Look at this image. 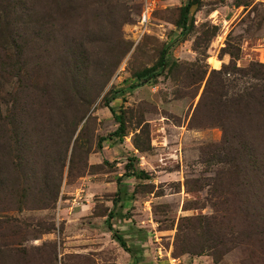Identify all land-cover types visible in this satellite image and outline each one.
Here are the masks:
<instances>
[{
	"label": "rangeland",
	"instance_id": "1",
	"mask_svg": "<svg viewBox=\"0 0 264 264\" xmlns=\"http://www.w3.org/2000/svg\"><path fill=\"white\" fill-rule=\"evenodd\" d=\"M185 1L0 0V264H264V0Z\"/></svg>",
	"mask_w": 264,
	"mask_h": 264
},
{
	"label": "trees",
	"instance_id": "2",
	"mask_svg": "<svg viewBox=\"0 0 264 264\" xmlns=\"http://www.w3.org/2000/svg\"><path fill=\"white\" fill-rule=\"evenodd\" d=\"M41 2L43 0H38ZM198 2V0H186L183 9L186 12L191 5H194ZM182 24L180 27V33L184 34V32L188 29V27H185V22H186V14H182ZM216 31V25H210V30L203 31L206 33L208 36L213 35L214 32ZM168 45L162 47L160 50L158 59L156 61V64L158 66V71L157 73L153 75H149L148 77L145 78L146 82H152L155 80L156 76L161 75L165 72V74L171 70L174 66L177 65L175 61H170L166 54L168 50ZM231 58H237V55H231ZM219 72L215 71L214 69L211 70L210 75L217 74ZM209 75V78H210ZM136 76V75H135ZM208 78V79H209ZM208 83V80H207ZM206 88V87H205ZM214 92V91H213ZM118 97V91H113L111 92L107 98L104 100L105 106L108 107V110L111 114V116L115 119V122L117 123L116 128L110 133V135H114L117 137L122 136L124 133V122L121 118V113L119 110L117 113L116 110L112 109L108 103L109 101L115 99ZM200 101V100H199ZM210 110L214 111L215 114H222L223 111L227 110V108L230 106V104L226 105L225 102H222L217 96L212 98V101L210 103ZM239 117L243 120L244 125L246 124L247 121H251L252 124L254 125V131L252 132V138L257 139L261 136V134L264 132V83L261 84L260 87H257L256 85L251 86L250 90H245L241 102V110L239 111ZM223 123H220L219 125H222ZM223 130V129H222ZM100 140L102 138L100 137L97 141V147H100ZM136 147V146H135ZM1 167V166H0ZM8 172V171H7ZM125 176H134V177H141L144 176V171L141 169L133 168L130 169L127 173H124ZM8 174H3L2 179L0 178V184L4 183L7 180ZM261 198L264 199V191L261 193L260 196H255L256 201H258L259 204L264 205V202H261ZM47 199H41V204L46 205ZM111 211L108 212L107 214V227L109 230H111V226L109 223V219L111 217ZM117 239V242L121 248H123L125 251H128V249L125 247L124 241L121 239L119 236H115ZM135 264V263H131Z\"/></svg>",
	"mask_w": 264,
	"mask_h": 264
},
{
	"label": "built area",
	"instance_id": "3",
	"mask_svg": "<svg viewBox=\"0 0 264 264\" xmlns=\"http://www.w3.org/2000/svg\"><path fill=\"white\" fill-rule=\"evenodd\" d=\"M139 19H140L141 23H146L148 21V11H147V9H145L144 11H142L140 13Z\"/></svg>",
	"mask_w": 264,
	"mask_h": 264
},
{
	"label": "crops",
	"instance_id": "4",
	"mask_svg": "<svg viewBox=\"0 0 264 264\" xmlns=\"http://www.w3.org/2000/svg\"><path fill=\"white\" fill-rule=\"evenodd\" d=\"M223 21H224V22H227L228 20H227V18H224ZM220 27H221V25H220ZM263 40H264V39H258V43H259V44H263V42H264ZM237 59L240 60V57L237 58ZM253 60H255V59L253 58Z\"/></svg>",
	"mask_w": 264,
	"mask_h": 264
}]
</instances>
